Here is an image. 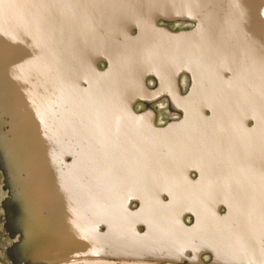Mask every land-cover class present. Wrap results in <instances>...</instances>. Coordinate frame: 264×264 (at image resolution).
I'll return each instance as SVG.
<instances>
[{
	"label": "water",
	"instance_id": "obj_1",
	"mask_svg": "<svg viewBox=\"0 0 264 264\" xmlns=\"http://www.w3.org/2000/svg\"><path fill=\"white\" fill-rule=\"evenodd\" d=\"M160 19L176 23L185 19L196 25L176 33L159 26ZM20 27L30 36H18V41L5 36L0 57L10 62L17 55L32 54L27 66L51 76L48 87L41 86L63 97L54 101L60 112L72 109L90 125L97 122V143L81 154L97 149V198L120 201L128 215L131 202L138 201L135 195L142 196L143 212L150 194L162 204L170 180L201 182L202 178L192 180L191 173L195 168L202 173L206 167L195 165L190 154L181 162L170 134L203 120L226 136L221 139L217 133L216 146L230 150L234 138L254 133L264 123V51L259 47L264 44V0H0V32ZM48 29L59 36H31ZM255 60L263 69H254ZM103 61L107 66L100 70ZM183 73L190 74L192 88L180 99L184 108L180 122L160 129L151 112H135L136 102L154 98L149 96L148 77L170 89ZM247 89L250 94L244 92ZM239 109L242 116L234 118ZM254 118L257 128L252 129L249 121ZM52 130L56 132L55 124ZM229 195L215 201V213L235 200ZM251 212H264V206L256 202ZM135 224L133 229L139 225Z\"/></svg>",
	"mask_w": 264,
	"mask_h": 264
},
{
	"label": "rangeland",
	"instance_id": "obj_2",
	"mask_svg": "<svg viewBox=\"0 0 264 264\" xmlns=\"http://www.w3.org/2000/svg\"><path fill=\"white\" fill-rule=\"evenodd\" d=\"M158 25L178 33L193 30L196 24L185 19L177 23L174 20L160 19ZM50 35L52 32L48 29L44 32L37 31L31 36ZM5 36L15 41L18 36L30 35L20 27L16 32H0V42L3 43ZM18 44L23 45V42L19 41ZM32 56L27 53L17 55L10 62H4L0 57V73L5 74H0L3 76H0V264H144L147 261L146 264H189L186 261L177 263L167 259L156 261L144 258L136 262L111 257L113 254L109 252L112 245L105 238L110 240L109 228L112 224L107 218L98 217L97 214L107 208H117L118 201L100 202L97 198V169L93 168L91 160L82 165L80 158L81 152L88 149L89 141L93 138L92 125L72 109L60 112L54 101L60 102L63 97L42 88L41 85L48 87L47 82L51 76L44 72L36 74L34 69L28 68L27 61ZM98 66L100 70H104L107 63L103 61ZM184 79L186 81L183 85ZM158 84L156 77L147 78L149 90L156 88ZM178 85L181 95H187L192 88L190 74L183 73ZM134 110L137 113L151 112L155 127L160 129L178 123L184 117L183 110L174 105L168 96L158 100H140L134 104ZM252 121H249V125L256 124L255 118ZM54 124L56 132L52 130ZM61 151L67 152L58 156ZM64 171L67 175L62 179ZM201 175V170L195 168L191 179L199 181ZM166 194L169 198L164 196L162 201L169 199L168 204H171L174 201L173 194L168 189ZM135 198L138 201L130 204L132 212L141 211L139 208L142 196L135 195ZM228 207L229 202L221 205L218 208L219 215L226 214ZM186 209L188 210L184 207L182 212ZM118 212L121 215V208H118ZM195 212L192 208L182 213L181 220L185 226L194 223L195 218L191 213ZM128 216L133 217L131 214ZM123 218L127 216H122L119 222L125 224L126 219ZM137 220L134 222L139 224L135 236H144L146 228L142 221ZM95 234L100 239L104 238L99 240L98 237V241L94 243L103 251L101 255H96L97 251L95 254H89L92 253L90 251L83 254L70 251L76 241L79 245L78 239L82 243L85 238H95ZM84 243L81 245L86 246ZM216 248L220 253L221 247ZM200 256L203 263L197 264L212 263V253L204 252Z\"/></svg>",
	"mask_w": 264,
	"mask_h": 264
},
{
	"label": "bare ground",
	"instance_id": "obj_3",
	"mask_svg": "<svg viewBox=\"0 0 264 264\" xmlns=\"http://www.w3.org/2000/svg\"><path fill=\"white\" fill-rule=\"evenodd\" d=\"M225 16L226 14L223 13V17ZM256 28L255 31L258 32L259 26ZM259 30L262 32V29ZM51 32L52 35L50 36H59L58 32ZM93 36H97V27ZM257 37L256 34L253 41L255 47L257 46ZM259 47L264 51V44H260ZM260 49L256 48V51L261 53ZM242 51H244V55L248 53V56H250L248 50L244 49ZM59 57L57 58L58 62L60 61ZM261 68L263 69V63L255 60L254 69L257 71ZM251 73L252 71L249 68V74ZM184 81L186 80H183V85ZM162 82L160 81L158 86L152 89L149 96L154 97L152 100L168 96L174 105L183 110L180 99L188 96L190 92L187 95H181L178 82L176 85L173 84L170 89H163ZM167 85L170 86V83ZM94 89H97V84ZM160 89L161 91H159ZM244 92L251 93L248 89ZM155 93H157L156 96ZM84 99L87 101V97H84ZM94 108L92 106L93 110ZM242 114L241 109H239L234 118L239 119ZM253 127L257 128L256 125L251 128L253 129ZM249 132L234 138L230 150L222 146H216L217 135L219 134L218 137L221 139L222 137L226 139V136L222 134L221 129L219 130L203 120L193 122L188 128L173 133L175 135L170 134L168 138L177 141L175 152L181 162H183L182 159L186 154H190L195 165L206 167L202 172L201 182L184 184L177 181V179L170 180L167 189L173 194L174 201L171 204L164 205L165 202L160 204L154 197L155 195L150 194L151 196L143 202L145 207L143 212L129 213L133 217L126 214L127 212L122 209L120 201L117 203V208L113 207L110 210L107 208L104 212L99 211L97 216L107 218L112 224L109 228V232L111 231L110 240L105 238V241L112 245V248L110 247L112 250L109 252L113 254L111 257L124 260L131 259V261L144 260V258L159 260L167 257V260L177 263L186 261L189 264H197L203 263L200 255L209 252L213 256L211 264H264V225L261 226V223L264 222V212L258 214L257 212H251L256 202H260L264 206V123L254 133ZM189 134L193 136V140L190 139ZM202 135H207L204 136L206 137L205 140L201 138ZM92 137V140L89 141V147L97 143L96 121L92 124ZM95 148L97 147L95 146ZM63 153L64 151H61L58 156ZM81 159L82 165L91 160L93 168L97 169V149L91 154L85 153L84 156L81 154ZM65 174V171L62 172V179L67 175ZM123 191L126 192L125 189ZM234 193L233 196L229 195ZM228 195L235 200L227 201L230 207H228L226 214L221 216L218 211L215 213V201L218 198L224 199ZM188 205H191L196 212L195 214L191 213L195 218L194 223L192 222L193 224L187 227L183 224L181 216L182 210L184 207L188 208ZM118 208H121V215ZM124 215L127 218H125V224H122L119 221ZM136 219L142 221L146 228L144 236H135L137 228L133 229V226ZM127 235L132 238L129 239ZM95 236V238H85L84 242H86L82 243L86 246L81 245L78 236L79 245L76 244V241L75 246L72 245L70 251L77 254L88 253L89 251L92 252L89 254H95V251H97L96 255H101L103 251L94 243L98 241V237L99 240L104 238L100 239L97 234ZM146 238L148 240H145ZM68 242L70 243V241ZM216 246L221 247L220 253ZM67 254L69 255V253ZM194 259L198 262H191ZM86 264L92 263L87 262ZM135 264L142 263L137 262Z\"/></svg>",
	"mask_w": 264,
	"mask_h": 264
}]
</instances>
